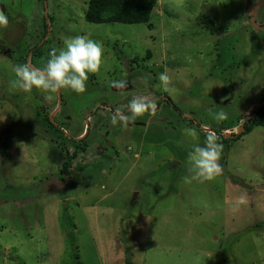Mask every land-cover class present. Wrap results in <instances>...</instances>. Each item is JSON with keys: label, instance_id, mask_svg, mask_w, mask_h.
I'll return each mask as SVG.
<instances>
[{"label": "rangeland", "instance_id": "374dc122", "mask_svg": "<svg viewBox=\"0 0 264 264\" xmlns=\"http://www.w3.org/2000/svg\"><path fill=\"white\" fill-rule=\"evenodd\" d=\"M89 1L0 0V264H264V125L222 140L264 106V0H159L150 25L89 22ZM77 35L104 48L84 93L13 86ZM134 98L155 115L112 125ZM185 129L218 137L212 180L185 182Z\"/></svg>", "mask_w": 264, "mask_h": 264}, {"label": "clouds", "instance_id": "9594fccd", "mask_svg": "<svg viewBox=\"0 0 264 264\" xmlns=\"http://www.w3.org/2000/svg\"><path fill=\"white\" fill-rule=\"evenodd\" d=\"M7 24V16L0 13V27ZM103 55L102 43L86 35H77L66 41L63 48H53L43 69L33 68L28 64L17 65L13 86L26 94L31 93L33 89L46 93H56L66 89L82 94L86 91L89 74H95L100 70ZM158 79L167 91L170 76L165 72L161 73ZM149 110L155 115L154 102L146 101L144 98H134L129 102L128 114L117 109L111 117V123L126 127ZM214 118L219 123L227 119V114L218 112L214 114ZM184 135L193 141L192 150L188 153L191 175L185 177V182L212 180L221 171L218 161L222 145L218 143V137L209 133L201 145L195 129H185Z\"/></svg>", "mask_w": 264, "mask_h": 264}, {"label": "trees", "instance_id": "16d2710c", "mask_svg": "<svg viewBox=\"0 0 264 264\" xmlns=\"http://www.w3.org/2000/svg\"><path fill=\"white\" fill-rule=\"evenodd\" d=\"M159 0H90L85 13V17L89 22L94 23H106V22H120V23H147L150 25L151 16L154 8L157 6ZM201 23L210 31L214 32L216 29L217 22L214 20L211 14H203L201 17ZM151 55V51L148 52ZM148 56V57H149ZM47 121L49 124L55 127L59 133L62 134L63 129L57 127L49 116ZM264 125V106L257 108L254 116L251 117L244 125L245 130L242 133L235 134L232 137H223V142L237 141L243 135L251 132L255 126ZM61 134H59L61 136ZM60 136L59 139H60ZM75 143L76 150L71 151L69 148L66 149V158L61 168V173L68 174L73 165L74 160L78 157L80 150H86L87 145L82 142ZM65 147V146H64ZM66 174V175H67ZM78 255L76 258L78 259ZM129 264H134L128 261Z\"/></svg>", "mask_w": 264, "mask_h": 264}, {"label": "water", "instance_id": "95a60500", "mask_svg": "<svg viewBox=\"0 0 264 264\" xmlns=\"http://www.w3.org/2000/svg\"><path fill=\"white\" fill-rule=\"evenodd\" d=\"M261 4H262V3H261ZM261 4H259L258 6H256L254 10H256L257 7L261 6ZM0 8H2V9L5 11V6H4V5L0 4Z\"/></svg>", "mask_w": 264, "mask_h": 264}, {"label": "flooded vegetation", "instance_id": "af4514ba", "mask_svg": "<svg viewBox=\"0 0 264 264\" xmlns=\"http://www.w3.org/2000/svg\"><path fill=\"white\" fill-rule=\"evenodd\" d=\"M263 5H264V4H263ZM263 5H261V6H263ZM261 6L257 7V9H256V10H259L258 8H261ZM252 14H255V11H254V10H253ZM251 18H255V16H254V15H252V16H251Z\"/></svg>", "mask_w": 264, "mask_h": 264}]
</instances>
